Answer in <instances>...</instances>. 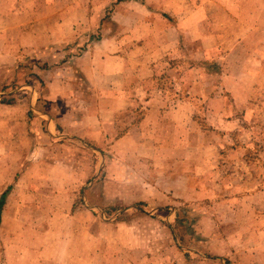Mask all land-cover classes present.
Returning <instances> with one entry per match:
<instances>
[{
  "label": "rangeland",
  "instance_id": "rangeland-1",
  "mask_svg": "<svg viewBox=\"0 0 264 264\" xmlns=\"http://www.w3.org/2000/svg\"><path fill=\"white\" fill-rule=\"evenodd\" d=\"M67 1L48 0L49 5H45L39 0L37 7L38 11L47 7L43 12L51 14L56 29L59 27L56 30L59 35L56 33L54 40L58 51L48 55L24 51L21 62L19 54H0V65H3L0 108L4 109L0 112V127L4 123L6 127L0 131V264H69V256L78 258L80 241L86 264H214L197 257L210 254V249H215L212 255L226 257L225 264H245L248 260L249 264H255V252L261 247L264 250V246L242 241L250 236L253 219L246 205L238 203L237 214L229 212L227 198L220 195L225 189H219V181L210 183L214 186L212 190L216 189L211 198H179L177 200L184 201L173 204L170 191L174 188L182 194L186 190L190 192L192 184L196 185L174 175L176 170L185 173L188 162L196 169L200 167L196 165L200 163L194 153L199 158L200 155L210 158L212 180L223 181L229 174H225L226 171L233 167L232 173L237 174L239 159L245 151L239 148L240 144L249 145L248 158L257 157L264 168V70L222 69L216 53L209 55L213 59L207 62L198 57L195 61H200L199 68L183 69L176 75L161 68L157 70V86H148L149 93L157 96L151 99L152 106L180 111L183 117V126L176 131L172 128L166 136L167 146L175 142L176 148H152L156 144L162 146L158 134L138 133L127 137L117 131L120 128L106 125L105 118L101 134L100 128L92 126L80 133L81 144L60 138L49 140L45 129L40 127L43 124H39V119L47 118L36 113L37 107L60 108L56 102L48 101L45 94L70 93L68 86L54 80L67 79L73 74L78 77V69L74 71L71 67L72 58L100 40L99 30L85 37L79 34L88 33L86 28H93L100 16L110 22L115 3L124 0H113L111 5L109 0H95V4L94 0H78L86 2V6L80 7L76 0H71V6H65ZM158 4L159 0H152L151 18L160 15ZM259 8L264 30V7L257 10ZM82 12L85 17L74 31L78 36L70 38L71 51L64 52L60 32L62 19L68 15L77 18ZM31 15L30 7H25L24 20H29ZM39 17L38 23L45 24L46 19ZM252 19L251 14L246 26L237 17L218 11L208 19L207 33L219 34L224 43H228L229 35L237 30H250ZM119 26L125 29L124 23L119 22ZM132 26L133 30H140L137 21L133 20ZM190 32V29L182 31ZM15 46V39L8 37L7 49ZM222 49L219 47L217 51ZM223 61L225 66L228 60ZM175 78L183 84L174 85ZM142 93V90L138 92ZM146 102L138 101L130 106L136 110L132 112L136 120L142 116L143 109H148L149 101ZM65 104L64 109L76 114L78 111L86 118L95 112L105 114V110L114 105L74 100ZM128 115L130 112L118 119L121 125L126 123ZM51 131L56 137L61 133L59 128ZM68 135L77 137L78 133L71 130ZM257 142L262 144L258 151ZM191 144L196 145L193 151ZM151 157H160V162H154ZM161 162L168 163L166 168ZM165 169L170 172L169 178L162 176ZM78 178L82 186L77 184L71 188ZM162 179L170 180L173 187L168 184L165 187ZM152 180L156 187H150ZM59 185H69V189L57 193ZM236 191L230 190L229 194ZM212 200H216L215 203ZM175 207L178 211L172 213ZM134 208H139L143 214H138ZM209 214H213L212 217ZM158 221L173 224L164 228ZM210 241L209 245H202ZM144 253L151 260L143 261ZM130 254L133 261L129 260ZM157 257L163 260L159 262Z\"/></svg>",
  "mask_w": 264,
  "mask_h": 264
},
{
  "label": "crops",
  "instance_id": "crops-1",
  "mask_svg": "<svg viewBox=\"0 0 264 264\" xmlns=\"http://www.w3.org/2000/svg\"><path fill=\"white\" fill-rule=\"evenodd\" d=\"M40 1L43 4L46 3L45 5H49L48 0ZM77 1L78 0H76V4ZM80 2L81 1H78L77 4L79 7L83 5L86 6L85 1L82 3ZM112 2L113 0H109L110 5ZM102 3H105V1H102ZM151 3L152 0H124L119 3L117 2L114 5L115 9L113 13L110 14V22H107L103 19V16H100L97 19L98 23L95 24L93 28H86L88 33L79 34L85 37L99 30L100 40L95 42L88 50L81 52L82 54L77 58H72L71 67L74 71L78 69V77L73 74L67 79H50L54 81L57 80L59 83H62V85L68 86V91H70V93H47L45 94V98L50 102L52 101V103L56 102L60 108L54 109V106H51L52 110H45L43 107H40L43 110H40L39 107L36 109L38 115L42 114L44 115L42 117L47 118V120L39 119V124H43H40V127L45 129V134L49 137V140L53 141L60 138V140H64L65 142L75 141L81 144L83 138L81 139L80 133L86 132L87 127L92 126L97 129L100 128L99 133L101 134V130L104 126L103 119L105 118L106 125L111 124L115 128H120L117 131L125 133L127 137L138 133L158 134V140L162 142V146L156 144L154 146L152 145V148H176L173 146L176 144L175 142L169 147L167 146L166 136L170 133L169 131L172 128L176 131L177 127L183 126V117L180 111H167L161 107L152 106L151 99L157 96L153 93H149L148 86H157V79L155 77L158 73L157 70L161 68L163 71H171L176 75L178 71L183 69L199 68L198 63H200V61L195 60L200 58L207 62L213 59L209 57V55L213 53L217 54V62L222 69L242 68L264 70V30L262 21H260V14H258V11L261 9L259 8L257 10V7H264V0H159L158 10L160 11V15L154 17L155 19L151 18L153 10ZM39 4V0H0V54H19V62H21L24 51L45 55L53 54L58 51L55 49L54 40L56 39V33L59 35L58 31H56L59 30V27L56 29L54 24L55 19L51 14L49 16L47 11V14L43 12L48 10L47 7L45 10L43 8H40L39 11L37 10ZM71 5V0L65 3V6ZM25 7H30L32 12L29 20H24L23 18ZM79 11L81 12L80 9ZM218 11L223 15L237 17L238 21H242L246 26H248L247 19L250 18L252 14V23L249 24L251 29L248 31L237 30L229 35L231 40H229L228 43H224L219 34L207 33L210 27L208 19ZM83 12L82 15L80 13V16L77 18L68 15L62 19V24L60 26L62 29L60 32L62 33V46L64 52L71 51L69 45L71 43L70 38L72 39L78 36L74 31L79 28L82 19L85 17ZM38 15L46 19L45 24L38 23L40 18ZM133 20L138 22L140 30H133ZM25 22L28 25H25ZM119 22L124 23L125 29L119 26ZM189 29L191 30L190 33H182L183 30ZM8 37H13L15 39V48L7 49ZM210 47H212L213 50H210ZM219 47L224 49H222L221 52L217 51ZM224 59L228 60L225 66L222 65ZM162 61H164V63L160 66ZM1 62L2 61H0V63ZM242 62H248L250 64L243 65ZM235 63H240V65H232ZM14 65L16 66L17 63L15 62ZM2 66L3 65H0V69ZM175 79L174 85L183 84L178 78ZM140 90L144 91V93L139 95L138 92ZM175 98L176 94L174 95V99ZM71 100L84 102H112L114 105L107 108L105 114H103V111L100 113L95 112L92 115L87 114L88 117L86 118V115L81 116L78 111L76 114L64 109L66 106L65 102ZM191 100L192 99H190V101ZM138 101L141 103L149 101V106H147L148 109H143L141 111L142 116L136 120L134 118L135 113H132L136 110L130 106H132V103L134 105V103ZM120 103L123 104L119 105ZM115 105L118 109H115ZM3 110L4 109L0 108V112H3ZM5 110H7V108H5ZM15 110V112H18L17 107H15ZM44 110L46 111L45 114ZM120 112L123 113L119 114ZM126 112H130V115H128L126 123L121 125L118 119L126 115ZM67 124L68 127L66 128ZM4 126L5 123L3 127H0V131L5 130L6 127ZM57 127L61 131L59 137H56L51 131H57ZM71 130L78 133L77 137L68 135L71 133ZM12 135H14V133ZM256 145L257 151L262 149L261 142H257ZM192 146H194L191 147L193 151L196 149V145ZM240 146L239 148L245 151L239 159L238 172L234 175V173H232L234 167L231 169L229 168L225 173L227 174V172H229V174L223 181H221V179H211L213 166L209 164L210 158L207 156L202 157V155H200V158L196 157V153H194L195 158H197L196 161L200 163L196 164L200 166L198 169H196V166L192 162H188L185 173H177L176 170L174 174L181 176V178H186V182L196 184L194 186L193 184L191 186L189 185L191 187H189L190 192L186 190L185 193L179 194L178 189L173 190V186L169 183L170 180L166 181L162 179V181H164L165 187L168 184L172 188L170 191V194L172 193V195H170L172 198L170 199V203L173 204L184 201L177 200L179 198H185L187 200L190 198H211L212 194L216 192V189L214 188V190H212L214 186L210 185V183L215 184L216 180L219 181V189H225V192L220 195L227 198L230 207L229 212L237 214L239 211V204L246 205V211L250 214V218L253 219L252 223H250V236H246L242 241H245L244 243L246 244H253L256 247H261L264 246V168L262 163H259L257 157L248 158L247 147H249V145L240 144ZM151 158H153L154 162H158L160 159V157ZM161 163L164 165V168H166L168 163ZM150 164L153 163L150 162ZM221 168L222 167H220V169ZM180 170L179 168L178 171ZM166 175H168V178L170 177V172L167 171V169L162 171L163 178H166ZM158 180L160 179L158 178ZM173 180H175V178H173ZM74 181L76 182L72 184L71 188L77 184L82 186V181L79 178ZM154 183V180L150 182L151 188L156 187ZM58 187L59 188L56 190L57 193L69 189V185H59ZM161 188L160 186V189ZM236 189L237 193L232 192L229 194L230 190ZM85 190L86 189H84V191ZM162 193L166 194L164 192ZM173 198H176V200H173ZM215 199L218 198L216 197ZM215 201L216 200H212V203H215ZM133 210L138 211L140 215L143 214L139 208H134ZM171 210L172 213L178 211L177 207ZM209 212L211 213V211ZM209 212H207V214ZM212 215L213 214H209L211 217ZM207 220H209L208 223L211 222V218ZM158 224L159 226L167 228L173 223L169 221H165L164 223L158 221ZM143 225L146 227V224ZM252 232L254 234H252ZM227 239H230V237H227ZM227 239H224L225 243H227ZM205 243L206 245H202L207 246L211 241ZM81 248L82 244L80 241L78 246V258L75 259L69 256V264H86V259L81 255ZM257 250L259 251L255 252V264H264V250L262 247ZM209 252L211 253L208 255L202 254L197 257L210 263L225 264L226 257H216L212 255L215 254V249H210ZM223 253L226 254L227 250H223ZM142 255L146 256L143 257V261L151 260L148 254L144 253ZM130 256L129 260L133 261V255L130 254ZM175 258L177 259V257ZM156 260L160 262L163 258L157 257ZM249 261L250 260L245 264H249Z\"/></svg>",
  "mask_w": 264,
  "mask_h": 264
}]
</instances>
